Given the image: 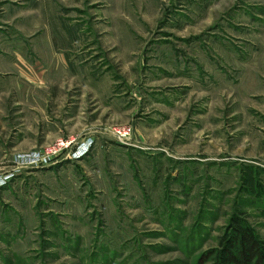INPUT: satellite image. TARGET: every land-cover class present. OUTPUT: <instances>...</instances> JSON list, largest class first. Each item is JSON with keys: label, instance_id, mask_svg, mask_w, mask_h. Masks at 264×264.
I'll return each instance as SVG.
<instances>
[{"label": "rangeland", "instance_id": "obj_1", "mask_svg": "<svg viewBox=\"0 0 264 264\" xmlns=\"http://www.w3.org/2000/svg\"><path fill=\"white\" fill-rule=\"evenodd\" d=\"M238 216L264 240V0H0V264H201Z\"/></svg>", "mask_w": 264, "mask_h": 264}, {"label": "trees", "instance_id": "obj_2", "mask_svg": "<svg viewBox=\"0 0 264 264\" xmlns=\"http://www.w3.org/2000/svg\"><path fill=\"white\" fill-rule=\"evenodd\" d=\"M209 259L215 264H264V240L245 219L232 217L219 247L203 255L200 263Z\"/></svg>", "mask_w": 264, "mask_h": 264}, {"label": "built area", "instance_id": "obj_3", "mask_svg": "<svg viewBox=\"0 0 264 264\" xmlns=\"http://www.w3.org/2000/svg\"><path fill=\"white\" fill-rule=\"evenodd\" d=\"M72 144V142H63L61 141L60 143H58L55 148H53L52 150L49 151L48 154H51L53 151L54 153L57 152L58 150L62 151L64 149H68L70 147V145ZM89 146L85 145L84 143H81L76 149L75 151L72 153V155L75 158H79L83 155H85L88 151Z\"/></svg>", "mask_w": 264, "mask_h": 264}, {"label": "crops", "instance_id": "obj_4", "mask_svg": "<svg viewBox=\"0 0 264 264\" xmlns=\"http://www.w3.org/2000/svg\"><path fill=\"white\" fill-rule=\"evenodd\" d=\"M49 59H51V55H50V58ZM50 61V60H49Z\"/></svg>", "mask_w": 264, "mask_h": 264}]
</instances>
